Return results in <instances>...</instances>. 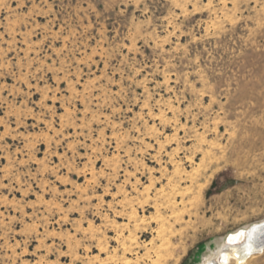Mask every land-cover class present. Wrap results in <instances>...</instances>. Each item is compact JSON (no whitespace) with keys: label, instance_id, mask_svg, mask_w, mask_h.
<instances>
[{"label":"rangeland","instance_id":"obj_1","mask_svg":"<svg viewBox=\"0 0 264 264\" xmlns=\"http://www.w3.org/2000/svg\"><path fill=\"white\" fill-rule=\"evenodd\" d=\"M262 221L264 0H0V264H201Z\"/></svg>","mask_w":264,"mask_h":264},{"label":"bare ground","instance_id":"obj_2","mask_svg":"<svg viewBox=\"0 0 264 264\" xmlns=\"http://www.w3.org/2000/svg\"><path fill=\"white\" fill-rule=\"evenodd\" d=\"M174 198L176 199V197ZM167 204L168 202L155 203V206L159 208L162 207L163 205H166L167 207L170 208L171 205L170 204L167 205ZM175 204H176V200L173 201V205L171 207L173 209L172 214H176ZM152 207L153 206H150V208ZM155 219H159L161 223V225L157 228L156 233H157V237L159 239H162V243L158 247L159 251H162L163 250L162 248L172 243L170 234L173 235L174 232L172 230L171 231L168 230L169 232L167 231L168 228L166 226L168 225H169L168 227H172V226H170V224L167 225L164 218L158 216L157 218L155 217ZM175 219L177 223H180V221L183 220V216L177 214L175 216ZM262 222L264 224V221ZM260 223L261 222L254 224V228L252 230L250 229L251 226H249L248 228L243 229L237 233H233V234L231 233L232 235H230V237L239 233L241 234V238L235 241L228 240L224 245H222L216 251H214L210 257H206L204 259V262H202L201 264H231L232 260H235L236 264H245L248 257L252 256L253 254L263 252L264 225L262 226L257 225ZM257 249H260L258 250L259 252H256Z\"/></svg>","mask_w":264,"mask_h":264},{"label":"snow or ice","instance_id":"obj_3","mask_svg":"<svg viewBox=\"0 0 264 264\" xmlns=\"http://www.w3.org/2000/svg\"><path fill=\"white\" fill-rule=\"evenodd\" d=\"M240 238H241V234L238 233V234H236L234 236L229 237V240L230 241H235V240H238Z\"/></svg>","mask_w":264,"mask_h":264},{"label":"water","instance_id":"obj_4","mask_svg":"<svg viewBox=\"0 0 264 264\" xmlns=\"http://www.w3.org/2000/svg\"><path fill=\"white\" fill-rule=\"evenodd\" d=\"M257 225H259V226H262V225H264V224H263V222H261L260 224H257ZM253 228H254V225H253V226H251V228H250V229L252 230ZM248 231H249V230H248ZM230 235H231V234H229V235H228V237H227V241L229 240V237H230ZM248 236H249V234H248ZM258 250H260V249H257V251H256V252H259Z\"/></svg>","mask_w":264,"mask_h":264}]
</instances>
